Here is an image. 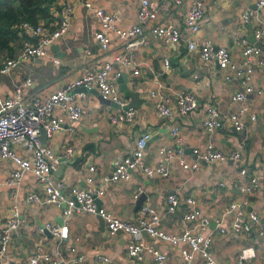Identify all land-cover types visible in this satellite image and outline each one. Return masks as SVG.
Listing matches in <instances>:
<instances>
[{
	"label": "crops",
	"instance_id": "obj_1",
	"mask_svg": "<svg viewBox=\"0 0 264 264\" xmlns=\"http://www.w3.org/2000/svg\"><path fill=\"white\" fill-rule=\"evenodd\" d=\"M83 1L58 0L51 7V21L48 25L44 24L47 27L58 24L60 9L64 4L73 6L67 32L54 42L59 48L54 50L51 44L47 47V55L23 61L10 72L0 74V99L15 96L16 87L20 86L21 100L30 105L34 96L44 97L83 71L109 61L113 62L115 69L127 75L123 87L117 79L115 82L121 96L134 107L135 114L132 122L113 123L110 116L118 113L120 107L101 103L90 89H79L86 93L85 98L77 100L82 105L81 116L69 119L59 112L65 120L61 129L50 136L45 133L43 143L62 156L52 174L53 179L62 182L66 192L73 186L89 191L101 186L104 193L97 199L98 205L133 223L141 215L140 207L136 209V201L143 194L142 205L152 206L161 217L158 226L171 232L190 227V221L184 219V215L198 210L199 217H208L211 221L218 219L225 228L221 232L212 223L209 226V229H213L210 252L216 264H239V254L247 247L253 249V255L245 264H264V236L259 233L260 225L264 222V65L258 62L259 57H254L249 78L254 90L245 96L247 105L257 113V118H246L243 128L235 130L227 117L237 106L232 102V94L244 88L242 76L234 70H221L213 59L203 60L198 48L204 41H210L215 47L225 46L230 52L231 61L244 67L242 42L254 41V16L264 18V6L257 7V0H200L203 16L199 30L192 33L184 20L191 0H183L181 4H175L173 0H150L158 13L155 23H172L180 30V39L174 42L155 36L149 31L154 24L150 22L142 25L147 36L145 45L127 48L126 38L111 34L108 48L102 50L95 38L98 19ZM89 1L112 12L118 26L141 24L137 0ZM245 14L250 16L249 21L244 20ZM19 34V40L13 43L14 55L23 40L34 43L37 38L23 29L19 30ZM190 41L196 43L195 49H189ZM130 52L135 54L138 69L134 84L130 81V67L115 60L116 56H127ZM8 57L12 56L5 51L0 53V60ZM54 57L59 58L58 63L53 61ZM260 58L264 59V46ZM164 59L170 63L167 70L163 68ZM226 73L230 75L229 79L225 78ZM26 78L31 80L29 85H24ZM157 79L161 82V90L171 97L172 108H176L173 96L177 91L195 94L198 106L185 116H159L155 110V98L150 95V91L157 87ZM258 88L263 90V94L255 92ZM131 92L137 94L135 101ZM210 105L215 106L225 119L223 126L211 133L203 126L206 108ZM174 126L177 127L175 137L171 132ZM146 130L151 132L143 152V160L147 164L163 161L159 153L161 146L173 154L180 147L184 157L193 159L192 149L202 147L208 141L223 151L239 150L242 156L238 160L217 159L209 162L200 158L195 171H186L176 162H170L171 174L167 178L147 177L140 169H134L126 180L104 182L102 176L110 175L116 164L131 153L138 134ZM67 146H72L73 151L65 155ZM90 166H94L95 170L90 171ZM15 168L16 164L10 160L0 161V177ZM242 168L246 169V174L239 173ZM252 175L257 177L255 189L251 192L241 190ZM88 176H93V182L86 181ZM171 192L179 197L178 209L173 214L166 212V195ZM31 193L37 194L39 200L28 201L27 196ZM188 197L193 199V203L186 201ZM232 201H245L249 233L230 230L231 216L224 214V210ZM13 204L18 207L23 222L12 233L4 255L0 257V264H5L8 259L32 255L39 242L44 243L54 257L66 258L69 247L75 246L83 256L78 264H100L99 255L107 256L108 264H154L148 254L141 259L129 257L125 249L128 234L119 232L111 236L102 217L84 212H73L63 217L61 207L43 201L42 184L33 173H24L13 187L0 186V232ZM251 212L258 215V224L248 217ZM47 221L65 222L69 228L68 238L59 240L51 233L41 232L40 227ZM145 240L167 255L165 264H200L199 255H195L190 262L182 259V243L171 246L157 238ZM61 264L70 263L65 261Z\"/></svg>",
	"mask_w": 264,
	"mask_h": 264
},
{
	"label": "built area",
	"instance_id": "obj_2",
	"mask_svg": "<svg viewBox=\"0 0 264 264\" xmlns=\"http://www.w3.org/2000/svg\"><path fill=\"white\" fill-rule=\"evenodd\" d=\"M175 4H181L183 0H173ZM138 18L140 25H131L121 27L115 23V16L112 12L94 6L89 0H84V5L94 11L98 19V29L95 32V38L99 41L102 50H106L109 45L110 35L114 34L119 38H126L125 47L138 48L147 43V36L143 31L142 25L153 22L150 26V32L155 36L162 37L168 41H178L181 37L180 30L170 22L156 24L158 13L150 0H137ZM257 7L264 6V0H257ZM61 18L54 27H47L43 24H32L29 21H23L19 28L36 35V42L23 40L17 51L12 56L0 60V74L10 72L14 67L23 61L31 58L43 57L47 55V47L53 44L58 38L64 35L70 23L73 14V6L69 3L64 4L60 9ZM256 12V11H255ZM203 16V6L200 0H191L190 7L185 15V24L192 33L200 28V20ZM253 27L254 41L248 43L242 42L241 53L244 57V67H240L231 61V55L227 47H215L210 41H204L198 46L200 57L203 60L213 59L221 70H234L236 74L242 76V91H236L232 94V102L237 106L227 119L235 130H240L244 126L246 118L256 120L257 113L249 108L245 100L246 93L254 89L249 84L251 66L254 63V57H259L258 62L264 65V59L260 58L261 50L264 46V18L257 17ZM244 20L249 21L250 16L244 15ZM189 49H195L196 43L190 41ZM116 61L124 66L130 67V81L135 83L134 76L138 74L137 62L134 52L127 56L118 55ZM55 63L59 62L58 57H54ZM164 70L170 68L169 60L164 59ZM123 71L114 68L113 62L105 61L100 67H91L83 71L79 76L60 85L55 90L49 92L46 96H34L30 105H26L20 98L21 87H16L15 96L0 99V161L10 160L16 164V168L6 172L4 177H0V186L6 185L13 187L26 172L35 174L43 187V201L61 207L63 217H67L73 212H84L102 217L105 222L108 233L113 236L119 232L128 234L125 245L126 253L129 257L141 259L148 254L154 264H165L167 255L156 245L145 240L143 232H146L151 238H157L171 246L182 243L180 254L185 262H190L195 255L200 256V264H216L210 252V246L213 241V229H209L211 223H214L218 229L223 232L224 227L217 219L211 221L208 217H199L198 210H192L184 215V219L190 221V227L179 232H171L160 228L158 223L161 219L156 210L144 204L140 207V217L133 223L126 219L119 218L108 209L98 205L97 199L104 193V189L99 186L94 191H89L83 187L73 186L68 192L64 190V184L53 179V172L56 170L61 155L55 153L52 147L44 144L40 140L41 131L44 130L46 136H50L54 131L61 129L65 122L63 113L69 119H77L82 114V105L77 102L78 99L86 97V93L78 91L79 89H97L99 93L120 106V111L110 116L113 123L132 122L135 114L133 106L128 105L127 101L121 96L117 89L115 80L121 76ZM229 79L230 75L225 74ZM157 87L150 91V95L155 98V110L159 116L173 117L185 116L198 106L195 94L186 91H177L175 97L176 108L171 106V97L165 91L161 90V82L155 80ZM31 83L30 78H26L24 85ZM84 89V90H85ZM257 94H263L262 89H256ZM125 107V108H124ZM58 110L57 113L54 111ZM224 118L218 113L215 106L206 108V116L203 126L207 132H213L215 129L223 126ZM172 134H177V127H172ZM151 138L149 130L142 131L135 139L134 147L130 154L123 157L116 164L110 175L102 176V180L120 181L130 177L131 171L140 169L147 177H164L171 174L170 162H176L180 168L186 171H195L198 169V160L214 161L217 159L238 160L242 153L239 150L223 151L213 142L208 141L202 147L192 149L193 159H188L183 155V149L178 147L176 154L166 150L164 146L159 147V153L163 157L162 162L154 165L147 164L143 160V152ZM72 146H67L64 150L65 155L71 154ZM94 171V166L89 167ZM240 174H246V169L242 168ZM86 181L93 182V176H88ZM257 177L250 176L249 181L241 187V190L251 192L255 189ZM138 194V193H137ZM136 194V195H137ZM28 201H38L39 196L31 193L27 196ZM193 203V199H186ZM166 212L173 214L178 209L179 197L171 192L166 195ZM224 214L231 216L229 228L235 233H249L250 225L247 222L245 212V201H232L224 210ZM248 217L254 223H259V217L256 213H249ZM23 222L19 215L18 207L13 204L10 214L5 219L4 228L0 232V257L4 255L6 245H8L14 229L18 228ZM48 231L59 240H64L69 236L68 225L64 223H55L47 221L41 227L40 231ZM259 233L264 236V222L260 225ZM253 255V249L243 248L239 254V264H245ZM83 256L78 253L75 246L69 247V255L66 258L54 257L45 247L44 243L35 245L32 255L27 257H18L8 259L5 264H61L68 262L78 264ZM100 264H108V257L99 255Z\"/></svg>",
	"mask_w": 264,
	"mask_h": 264
},
{
	"label": "trees",
	"instance_id": "obj_3",
	"mask_svg": "<svg viewBox=\"0 0 264 264\" xmlns=\"http://www.w3.org/2000/svg\"><path fill=\"white\" fill-rule=\"evenodd\" d=\"M57 1L0 0V53L5 51L8 56L14 55L13 43L20 38L19 24L21 22L29 21L34 25L39 23L48 25L52 17L51 7L56 5Z\"/></svg>",
	"mask_w": 264,
	"mask_h": 264
},
{
	"label": "water",
	"instance_id": "obj_4",
	"mask_svg": "<svg viewBox=\"0 0 264 264\" xmlns=\"http://www.w3.org/2000/svg\"><path fill=\"white\" fill-rule=\"evenodd\" d=\"M51 48L54 49V50H56V49L59 48V46H58L57 44H54V43H53V44L51 45ZM61 54H62V53H60L59 55H61ZM116 81H117L119 84H121V86L123 87L124 84H125V82L127 81V75L124 74V72H123V73L121 74V76H120L119 78H117ZM82 88H83V87H82ZM84 89H85V88H84ZM90 90H92V91L98 96V99H99V101H100L101 103L106 104V105H109V106H112V107H120L117 103L111 101L110 99H108V98H104V97L99 93V91H97L95 88H94V90H93V88L90 89ZM130 94H131V96L133 97V100L135 101L134 98L137 96V94H136L135 92H131ZM128 105L132 106V105L129 104V103H128ZM124 108H125V107H124ZM44 137H45V131L42 130V131H41V134H40V140H41L42 142H44L43 140H45ZM59 168H60V166H59ZM144 198H145V195L142 194V195L139 197V199L136 201V209L142 206V201H143ZM212 224L214 225V223H212ZM19 227H20V226H19ZM19 227H18V228H19ZM16 229H17V228H16ZM16 229H14V230H12V231L14 232ZM43 233H45V234H49V232L46 231V230H44ZM143 235H144V237H145L147 240H150V239H151V237H150L146 232H143Z\"/></svg>",
	"mask_w": 264,
	"mask_h": 264
}]
</instances>
